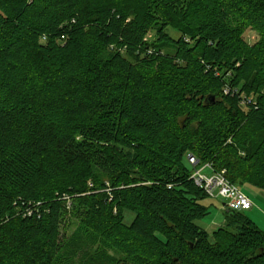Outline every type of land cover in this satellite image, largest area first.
<instances>
[{
    "label": "trees",
    "instance_id": "1",
    "mask_svg": "<svg viewBox=\"0 0 264 264\" xmlns=\"http://www.w3.org/2000/svg\"><path fill=\"white\" fill-rule=\"evenodd\" d=\"M206 164L264 189V0H0V264H264Z\"/></svg>",
    "mask_w": 264,
    "mask_h": 264
},
{
    "label": "rangeland",
    "instance_id": "2",
    "mask_svg": "<svg viewBox=\"0 0 264 264\" xmlns=\"http://www.w3.org/2000/svg\"><path fill=\"white\" fill-rule=\"evenodd\" d=\"M171 35H173L175 38H178V35L173 32L172 30L169 31ZM246 42L250 45H254L257 41H259V35L253 30H248L245 33L244 36ZM45 37L43 38V42H45ZM159 36L157 34V31H152L145 39L147 43L150 45L156 44L158 42ZM68 38L66 36H63V38L60 40V44L65 46ZM114 49V48H113ZM150 52L153 51L152 48H148ZM241 190L250 198L254 200L255 206L252 210L246 211L245 214L252 219L256 225L264 231V189H260L257 187H254L252 185H244L241 187ZM73 196L64 195L62 198L63 200H66V209L69 211L68 217L64 220L62 224V235L63 236H70L76 229L77 220L73 219L71 217V210L73 207V201L71 199ZM203 204L205 206H208L210 208V215L205 217L202 220L197 221V224L204 230H206L210 235L221 226V223L224 222V212L225 209L223 207V201L218 198H207L203 201ZM38 205L42 206V203H30L26 210H23V215L30 216L33 212V208L40 207ZM130 222V221H129ZM128 222V223H129ZM220 224V225H219ZM111 255H117L114 252H110ZM82 262L77 260V264H81Z\"/></svg>",
    "mask_w": 264,
    "mask_h": 264
},
{
    "label": "built area",
    "instance_id": "3",
    "mask_svg": "<svg viewBox=\"0 0 264 264\" xmlns=\"http://www.w3.org/2000/svg\"><path fill=\"white\" fill-rule=\"evenodd\" d=\"M225 95H239L240 103L242 107L254 106L257 107V102L246 95H240L238 90L231 88L230 86L224 87ZM189 162L197 167L199 161L193 156L188 155ZM210 164H206L199 169H196L192 178L195 183L203 188L210 197L221 199L224 203L225 210H232L237 212L250 211L253 208L251 199L241 190L240 187L230 183L226 178V171L221 173L213 172L212 175H206L203 173L205 169H211Z\"/></svg>",
    "mask_w": 264,
    "mask_h": 264
},
{
    "label": "crops",
    "instance_id": "4",
    "mask_svg": "<svg viewBox=\"0 0 264 264\" xmlns=\"http://www.w3.org/2000/svg\"><path fill=\"white\" fill-rule=\"evenodd\" d=\"M203 173L206 174V175H212V174H213V172H212L211 169H205V170L203 171ZM251 201H252V203H253V208H254V206H255L254 200L251 199ZM223 207H224V203H223ZM253 208H252V209H253ZM252 209H251V210H252ZM219 225H220V224H219ZM223 225H224V222L221 223V226H223Z\"/></svg>",
    "mask_w": 264,
    "mask_h": 264
},
{
    "label": "water",
    "instance_id": "5",
    "mask_svg": "<svg viewBox=\"0 0 264 264\" xmlns=\"http://www.w3.org/2000/svg\"><path fill=\"white\" fill-rule=\"evenodd\" d=\"M215 100V98L214 97H212V101H214Z\"/></svg>",
    "mask_w": 264,
    "mask_h": 264
}]
</instances>
